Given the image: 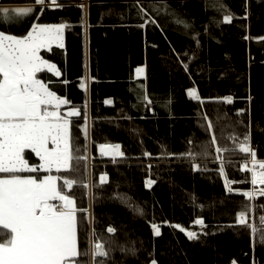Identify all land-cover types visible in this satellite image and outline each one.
Instances as JSON below:
<instances>
[{
  "label": "trees",
  "instance_id": "16d2710c",
  "mask_svg": "<svg viewBox=\"0 0 264 264\" xmlns=\"http://www.w3.org/2000/svg\"><path fill=\"white\" fill-rule=\"evenodd\" d=\"M14 2L33 6L32 0H0V4ZM58 2L63 7L47 9L41 19L70 23L66 49L53 46L54 52L47 53L46 58L62 68L60 77L48 74L54 90L82 110V116L73 119L74 144L80 145V151L67 173L78 181L71 191L78 206L92 205L101 240L109 246L135 241L140 249L137 258L117 248L111 264H144L153 247L161 264H230L233 259L238 264H264V246L257 242L253 252L250 229L229 226L240 203L248 201L224 189L214 146L210 148L213 155L197 158L201 164L205 159L209 161L203 172L193 170L188 160L141 155L143 151L160 152L161 144L170 152L185 151L190 147L189 138L209 141L213 130L205 131V125L210 118L221 146L233 147L232 135L250 132L258 158H264V40L255 39L264 37V4L247 0L249 15L245 19V0H168L193 22L194 30L199 32L194 37L171 20L163 32L152 25L144 29L119 26L138 22L131 7L134 0ZM221 3L234 14L231 23L223 21V13L218 10ZM121 13L127 19L121 20ZM13 31L22 29L16 27ZM193 52L189 75L180 61H187ZM143 64L147 65V90L155 101V114L136 100L140 91L136 85L144 78H136L134 70ZM81 82L87 84V91L80 88ZM194 84L202 96L231 94L234 102L198 104L186 95V89ZM249 93L253 96L250 105L245 99ZM169 94L172 102L167 104ZM106 98L113 103H104ZM85 106L88 139L83 131ZM236 108H250V112L237 114ZM103 142H120L127 156L117 158L118 164L112 163L110 158L100 156L98 145ZM222 155L230 161L226 171L230 180L237 181L234 186L250 188V175L241 170L247 155L238 148ZM105 172L108 181L101 183L100 176ZM149 175L157 180L153 189L144 187ZM115 193L120 194L119 199L114 198ZM129 202L142 207L145 216L136 214ZM256 203H264V198L257 197ZM259 214L258 209L257 224ZM198 216H203L212 230L207 237L193 223ZM151 220L160 224V237L152 234ZM176 223L197 231L200 240H189L175 228ZM109 224L118 229L117 233H107Z\"/></svg>",
  "mask_w": 264,
  "mask_h": 264
},
{
  "label": "snow or ice",
  "instance_id": "6c2138e0",
  "mask_svg": "<svg viewBox=\"0 0 264 264\" xmlns=\"http://www.w3.org/2000/svg\"><path fill=\"white\" fill-rule=\"evenodd\" d=\"M257 2L264 4V0ZM32 5L20 7L9 3L0 4V264H111L115 260L112 253L117 248L122 254L138 258L140 249L136 247L135 241L126 244L114 242L115 246H109L101 240L92 205L78 206L77 198L71 191L78 181L70 178L67 173L73 169L74 155L80 151V145L74 144L73 117H81L82 110L69 98L54 90L48 74L60 77L62 68L51 58H46L47 53L54 52L53 46L66 49V29L70 27V23L64 20L45 22L41 19L47 9L63 7L58 0H32ZM245 5L244 18L247 19V0ZM80 7L83 8L84 5ZM131 7L135 8L138 22L135 25L119 26L144 29L152 25L154 29L159 28L163 32L171 20L182 25L186 34L199 36V32L194 30L193 22L173 8L168 0H134ZM218 10L223 13L224 22L233 21L234 14L227 5L219 4ZM120 18L127 19L123 13ZM81 22H84L83 17ZM25 23L27 27H24ZM16 27H20L22 31H13ZM190 29L191 32L188 31ZM205 30L207 31V25ZM255 39L264 40V37ZM196 43L199 46L198 39ZM194 56L195 52L187 61H180L189 75L188 63ZM134 71L136 78H144L143 82L136 85L140 90L136 100L155 114V109L152 108L155 101L147 90V65H138ZM92 79L95 80L96 77L93 76ZM79 86L87 91L85 82H81ZM186 95L198 104L205 101L233 104L235 99L231 94L202 96L195 84L186 89ZM245 99L250 105L253 96L249 93ZM171 102L169 94L167 104ZM104 103L110 105L113 100L106 98ZM138 104H133V107ZM235 112L246 114L250 112V108H236ZM83 118L87 121L86 106ZM210 129L213 132L209 141L197 142L189 138L190 147L185 151L170 152L165 144H161L160 152L143 151L141 155L188 160L193 170L203 172L207 170L209 161L205 159L201 164L197 158L213 155L210 148L214 146V159L218 161L217 172L223 177L224 189L228 194H240L248 201L240 203L229 226L238 225L250 229L254 252L257 242L264 246V203H256L257 197L264 198V158H258L250 132H245L242 136L232 135L230 139L233 147H229L219 144L209 118L205 131ZM84 131L87 135L86 124ZM193 145L198 146L193 148ZM234 148L247 155V159L241 164V170L250 173V188L236 187L234 185L237 181L229 179L226 164L230 161L222 153L227 154ZM98 149L100 156L110 157L114 164L119 163L117 158L127 156L120 142L99 143ZM151 168L152 165L149 164V171ZM100 181H108L107 172L101 174ZM156 183L157 180L149 175L144 180V187L153 189ZM114 198L119 199L120 194L115 193ZM195 199L193 196L194 201ZM128 206L134 207L136 214L145 216L142 207L134 206L132 202ZM258 209L260 214L257 224L255 214ZM148 222L152 234L160 237V224L154 220ZM193 223L200 226L199 231L203 236L207 237L212 233L203 216H198ZM174 226L185 233L189 240H200L197 231L180 223ZM219 230L221 229H216ZM106 231L115 234L118 229L109 224ZM144 264H161L154 247ZM230 264L238 262L233 259Z\"/></svg>",
  "mask_w": 264,
  "mask_h": 264
},
{
  "label": "rangeland",
  "instance_id": "374dc122",
  "mask_svg": "<svg viewBox=\"0 0 264 264\" xmlns=\"http://www.w3.org/2000/svg\"><path fill=\"white\" fill-rule=\"evenodd\" d=\"M59 1V0H58ZM59 3V2H58ZM13 6H20V7H29V6H31V4H25V2H18V3H16V2H14V3H11ZM61 4V3H60ZM83 5H85V2H83L82 3ZM86 126H87V130H88V128H89V121L87 120L86 122ZM83 131H84V128H83ZM84 133H85V131H84ZM86 137H87V139L89 138V134H88V131H87V135H86ZM108 158H110V157H108ZM111 159V158H110ZM249 175H250V173H249Z\"/></svg>",
  "mask_w": 264,
  "mask_h": 264
},
{
  "label": "water",
  "instance_id": "95a60500",
  "mask_svg": "<svg viewBox=\"0 0 264 264\" xmlns=\"http://www.w3.org/2000/svg\"><path fill=\"white\" fill-rule=\"evenodd\" d=\"M80 117H73V119H79Z\"/></svg>",
  "mask_w": 264,
  "mask_h": 264
},
{
  "label": "built area",
  "instance_id": "2783aa9c",
  "mask_svg": "<svg viewBox=\"0 0 264 264\" xmlns=\"http://www.w3.org/2000/svg\"><path fill=\"white\" fill-rule=\"evenodd\" d=\"M251 166V165H250Z\"/></svg>",
  "mask_w": 264,
  "mask_h": 264
}]
</instances>
